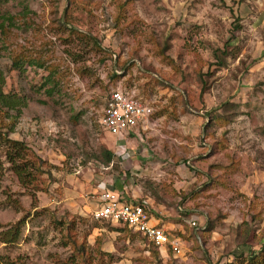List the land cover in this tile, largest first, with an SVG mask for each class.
Instances as JSON below:
<instances>
[{
    "label": "rangeland",
    "instance_id": "374dc122",
    "mask_svg": "<svg viewBox=\"0 0 264 264\" xmlns=\"http://www.w3.org/2000/svg\"><path fill=\"white\" fill-rule=\"evenodd\" d=\"M6 16L0 88L24 105L0 128V264H78L69 222L89 264H248L264 250V0H0ZM124 63L118 81L153 108L145 142L173 176L163 183L100 161L113 140L97 120ZM3 135L26 148L20 175ZM184 163L194 173L181 189ZM133 185L173 206L176 250L92 219L96 194Z\"/></svg>",
    "mask_w": 264,
    "mask_h": 264
},
{
    "label": "built area",
    "instance_id": "2783aa9c",
    "mask_svg": "<svg viewBox=\"0 0 264 264\" xmlns=\"http://www.w3.org/2000/svg\"><path fill=\"white\" fill-rule=\"evenodd\" d=\"M152 114V106L134 91L113 87L108 91L97 122L102 131L117 136L143 124ZM93 199L95 204L90 215L94 221L120 224L143 236L153 247L169 245L176 250L175 242H171L161 228L150 223L151 218L143 205L128 202L121 193L111 190L101 191ZM190 225L195 224L190 222Z\"/></svg>",
    "mask_w": 264,
    "mask_h": 264
},
{
    "label": "crops",
    "instance_id": "0c3cea01",
    "mask_svg": "<svg viewBox=\"0 0 264 264\" xmlns=\"http://www.w3.org/2000/svg\"><path fill=\"white\" fill-rule=\"evenodd\" d=\"M115 87L125 88V85L118 81ZM153 125L154 120L149 117V119L143 124H138L131 130L123 132L117 136L110 135V137L113 140L111 145L113 161L115 160V163L117 164L119 163L117 161H120V163L121 161L122 163L124 162L125 166L123 167L125 172L130 174L134 173L133 175L140 179L139 182L151 181L154 185V183L157 184L160 182H165L167 180L166 176L168 175L166 172H164V170H162V168L160 169L161 160L159 157L161 154L158 153V149L156 150L154 148L156 153H152V151L150 152L145 142L146 137L154 136V138H156L157 136V131L154 130ZM165 144L167 145L168 150H171V144L169 142H166ZM157 145L158 144L156 143V146ZM185 165L189 167L187 163H184L181 165H177L174 169V173L176 174L175 179L179 182V188L181 189L185 184H189V181L192 180L191 177L194 173V171H192V168L187 169ZM129 177L126 179V181L130 184H134V182L136 183L138 181V179L136 178V180L134 181V178L132 179ZM168 177L172 178L173 176H170L169 174ZM116 189L118 193H121L123 195L126 201L139 203L143 205L147 209V211L148 205H150L151 209L157 215V218L150 217L151 224L157 225L163 231L171 229L170 226H172L173 219L171 220L170 218H168V216L170 215V210L173 211L174 209L167 200L164 201V198L162 196L163 194H160V191L157 192L156 189H148V192L146 193V190H143V187L141 185H133L127 187L122 186V188L117 187ZM176 189L174 191L178 194L179 192ZM110 190H114L112 186H110ZM155 198L156 200L159 198H163V200L155 201Z\"/></svg>",
    "mask_w": 264,
    "mask_h": 264
},
{
    "label": "trees",
    "instance_id": "16d2710c",
    "mask_svg": "<svg viewBox=\"0 0 264 264\" xmlns=\"http://www.w3.org/2000/svg\"><path fill=\"white\" fill-rule=\"evenodd\" d=\"M4 23L9 26V27H12L13 24H12V19L9 17V16H6L5 18H3L1 21H0V34H5L6 33V30L5 27H4ZM69 32H74L73 30L69 29ZM33 64V62H29V64ZM33 65H37L39 66L40 64L37 63V62H34ZM13 66H17V63H14ZM131 66V65H129ZM115 67V65H114ZM113 67V72L110 76V79L112 81H114L116 79L119 80L121 77L124 76V71L128 72V68L125 63L122 64L121 68L118 69V70H122L123 72L121 73V75H117L115 72H117L116 70V67L114 68ZM145 71V70H143ZM150 74V73H149ZM148 74V75H149ZM151 75V74H150ZM151 79L153 80H157V81H160V79L156 78V77H150ZM2 77H1V73H0V81H1ZM50 82V80H46V83ZM49 92V91H48ZM24 105V102L22 99H19L17 97H15L13 94H3V92L1 91V88H0V128L4 127L5 125H10V118H12V112L14 114L16 113H19V109L21 106ZM220 107L223 111V117H217L216 120L214 121H220V124H224V122L226 123V120L224 118V112H227L228 110L230 109H234V106L232 103L230 102H225V103H222L220 104ZM203 116L209 120V122H213V119L211 118L210 116V113L208 112H205V114H203ZM8 118V120H7ZM5 120V124H3ZM7 120V121H6ZM207 120V121H208ZM9 123V124H8ZM6 126V127H7ZM11 127V126H10ZM1 131V130H0ZM4 137V135H3ZM0 139H2L0 137ZM3 141H5L9 147L12 148V155L11 157L8 156V161L11 163V167L14 171V173H16L17 175H20V173L24 170L22 169L21 167H23L25 164V161L23 160V155H22V152L26 150L25 146L23 145L22 142H19V141H15V140H9L7 138L4 137ZM101 154H102V157H101V162L102 164H104L105 166H108L109 164L112 165L113 163V155L111 152H109L108 150H105V149H101ZM15 158L17 160H20V164H15L13 161L15 160ZM22 159V161H21ZM34 161H36V164L37 166H35V171L36 173L39 171L38 167L42 164V161L36 157L33 156L32 158ZM29 162V161H28ZM30 162H33V161H30ZM35 187V189H37L36 186H33ZM115 190V187L113 188ZM113 190V191H114ZM139 204V203H138ZM18 223H16V225H14V227L12 228V235L11 236V240L13 241L17 234L15 232L16 230V226H17ZM71 226H72V222H69L66 227H65V233L63 234L64 236V239L66 241L67 244L70 245V248H71V251L72 253L74 254V256L76 257V261L75 262H78V264H89V261L86 260L85 261V255H86V251H85V245L83 243H78V241L73 237V232H72V229H71ZM210 226L209 225H206L205 228H204V231H208L210 230ZM264 250L260 251L259 253H256L255 252H250L249 256H248V264H254V263H261V264H264Z\"/></svg>",
    "mask_w": 264,
    "mask_h": 264
}]
</instances>
